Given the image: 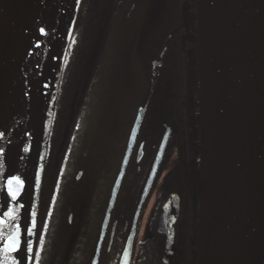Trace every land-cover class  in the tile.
<instances>
[{"label":"water","instance_id":"obj_1","mask_svg":"<svg viewBox=\"0 0 264 264\" xmlns=\"http://www.w3.org/2000/svg\"><path fill=\"white\" fill-rule=\"evenodd\" d=\"M43 25L24 18L0 0V26L5 24L17 58L7 86L0 89V218L8 220L11 197L7 181L14 176L23 146L29 159L21 179L19 264H26L27 227L34 176L42 144L47 109L75 0H48ZM119 0H115L114 4ZM198 47L201 104L200 264H264V0H198ZM10 7H12L14 16ZM150 17L138 33L141 40ZM20 20V21H19ZM45 29V34L40 29ZM161 57V55H160ZM152 75L131 126L127 147L115 177L90 264L98 263L100 243L110 209L126 168L156 75ZM173 121L166 125L141 191L117 264H129L136 217L155 175ZM142 147L139 146L141 154ZM177 198L163 204L160 225L168 233L165 257L174 249L172 222ZM8 223V222H7ZM7 223L0 226L6 236ZM4 239L0 238V248ZM72 246L68 242L64 262ZM127 250V252L125 251ZM167 253V255H166ZM0 253V260H1ZM63 262V263H64Z\"/></svg>","mask_w":264,"mask_h":264},{"label":"flooded vegetation","instance_id":"obj_2","mask_svg":"<svg viewBox=\"0 0 264 264\" xmlns=\"http://www.w3.org/2000/svg\"><path fill=\"white\" fill-rule=\"evenodd\" d=\"M83 2L84 7L82 8ZM100 2L101 1L99 0H92L91 2L85 3L84 0H80V3L77 4L75 0L70 20L74 16H77L78 20H107L106 25L103 23L99 24L101 27L100 33H102L106 27L110 30L106 41L107 45L109 46V49L107 50V58L101 56L102 67L101 71L97 73L95 62L99 60V56L97 53L92 56L86 55L85 66L88 69V63L91 59L92 69L87 70L86 74L82 75V70L79 69L76 60L75 69L73 74L70 75L68 71L69 64L67 65L68 56L66 55L68 50L64 49L62 56L64 69L62 90L64 89L66 83L65 98L68 100H74V97H66V95L70 94V86L74 85L75 87H80V84L82 83L80 87V91H82V89L86 90L85 85L89 83L88 85L90 91L92 90V92H88L86 94H93V96L96 97L98 84H100V82L97 80L98 74L101 73L100 79L103 80L101 85L107 83V85L112 88L116 84L114 73L116 62L119 70L121 67H123V78H132L131 75H126V72L132 67L130 65V58H133L132 60H138L139 64L134 65L131 70L135 73H139V76H143V80L139 88L143 86L144 81L146 82V87L137 93L136 106L133 108L134 112L130 115V118L129 114L127 116L126 127L124 126L125 130L123 131V138L121 142L122 160L124 151L127 147V141L138 105L144 96L149 79L152 75L154 62H156L161 55L160 62L157 63L156 66L157 72L153 80L151 91L155 86L154 84H156L155 80L158 73V76L160 77L158 86L162 83V81H165L166 76L171 75L170 78H172V80L170 81V86L173 87L178 84L181 78L180 71L186 73V67H192L194 69V65L192 64L185 65V55L192 56L194 53L193 49L187 52L185 51L187 46L183 47V53H181L182 65L179 64L177 49L166 51L169 41L174 35V31H177V34L175 35V41H177L180 36L184 37V34L189 39H191V41L194 40L196 36L195 53L197 54L198 72L200 75L198 58L199 4L198 0H119L116 5L114 4L115 0H103L102 3ZM149 15H151L150 23L146 27L141 40L138 42V33L141 29V25ZM114 20H123V30H125L127 34L126 37H124V49L120 55L115 53V49L113 48L115 40V34H113ZM66 34L67 35L65 37H67L69 33ZM151 35L152 37H155V44L150 45L148 52H145L142 55V50ZM70 36L73 35L71 34ZM162 36H165L164 42L163 45L159 47L158 41ZM141 42L143 44L137 51V45ZM68 43L69 42L67 39L64 45H67ZM105 51L106 50H103L102 53ZM167 53H171L170 64L166 63ZM104 63L108 64V68L106 70ZM147 66H149L148 76V68H146ZM179 69L180 71L178 72ZM183 77L186 78V75L184 74ZM83 82H85V85ZM54 85L55 80L53 79L50 100L53 97V93H55ZM184 85L185 83L182 82V87ZM83 99L84 101L90 100V98L87 96H83ZM130 100L131 99H128L126 102L130 103ZM58 103H65V100L62 96ZM65 114L66 113L64 112L61 114V116L59 115L60 119L56 118L52 121L48 120V115L46 116L45 126L50 133V143L47 146V158L43 161L44 167L41 166L43 170L40 172V178L42 175H44L41 196L44 198V190L48 192V196L50 195L55 177L58 173L60 176L59 188L61 191L60 204L62 211L65 213L63 214L61 212V215L64 220L67 218V221L70 224L69 228L71 230L68 238L65 241L66 246L63 248L64 251L62 250L60 255H62V259L64 260V255L70 238L72 237V244H74L77 233H80L81 236L87 239V241L83 244L86 250V257L89 256L91 249H93L92 247L94 246V250L91 254L92 258L97 247L100 232L102 231V223L105 216L106 207L109 202L112 186L119 170L121 160L116 173L114 170L110 169L107 177L103 179L101 183H99L102 178L100 179L98 175L96 176L92 169L97 165V154L96 152L93 153V144L96 142V138L94 136L93 140L88 139L86 137L88 131H86L83 133L82 140L79 141L81 143L68 149L66 145V138L70 126L68 123V118ZM183 116L195 118L194 114H183ZM95 117L96 115L93 113L90 116L88 115L85 121V128L89 127L91 134L94 133L95 119L93 118ZM88 119H90V122H88ZM171 120L173 121V124L167 138L162 157L159 161L155 175L148 187L136 217L129 264H200V192L202 154L201 116L193 122L187 123L186 120H184L183 123H181L180 131L182 136H178L177 133H173L175 124H177L175 119H168L163 125V130L160 133L161 135L159 139L153 143L154 151L151 155L150 162L144 173V176L135 180V178L133 179L132 177V166L129 162L131 158H134L135 161H140L144 153L146 141L144 138L139 139L140 129L142 128L141 119L124 171L125 173L127 170L125 188L128 196L129 210L128 213H125L123 224L119 225L120 220L113 213V208L115 206L117 194L122 182V176L100 243L98 260L100 259V256H102L103 264L118 263L119 256L125 244V240L131 231L137 202L146 182L153 158L156 154L163 133L166 130V125ZM140 145L142 147L141 154L139 153ZM23 149V155L20 158V161L17 160L18 166H16L17 169H15L14 173V176L19 178L22 176L23 167L29 159V146L26 145V148L23 146ZM25 149H27V151H25ZM170 155H172V164L167 167L171 162V160L168 159ZM160 167L162 168V171H164V174L160 175L162 177L158 179L160 176H157V173ZM38 170L39 157L34 176L32 194L34 193L36 173ZM154 188V200L151 202L147 211L149 216L143 220L141 215L142 206L147 195L150 193V190ZM133 190L136 192L134 201L131 200V194ZM170 195L177 198L178 210L172 222V240L174 249L173 251L170 250L168 255L166 253L167 256L165 257L168 233L161 229V227H165L167 229L169 228L166 221V225H160V219L163 210V204ZM15 201L17 212L15 214V218L13 219V225H15V222H17V225H19L20 205L22 203L21 192ZM11 202L13 203L12 199ZM11 205L12 204L10 203V207ZM83 226L85 227L83 228ZM120 227H122L123 237L121 244L116 247V242H114L113 236L115 231H117ZM64 229L66 230V226H64ZM98 229L99 231L97 233ZM72 247L73 245L71 246L67 259L69 255L72 257L77 255V253H73Z\"/></svg>","mask_w":264,"mask_h":264},{"label":"trees","instance_id":"obj_3","mask_svg":"<svg viewBox=\"0 0 264 264\" xmlns=\"http://www.w3.org/2000/svg\"><path fill=\"white\" fill-rule=\"evenodd\" d=\"M91 1L92 0H89V2ZM106 22L107 20H78L77 16H74L70 20L67 33H69L70 31L73 36H70L68 34V36L65 37L66 39H64L65 41L63 43L60 57L57 63V69L53 76V79L55 80V93H53V97L49 101L47 109L49 121H52L56 118L60 119L61 114H63L64 112L66 113L65 115L68 118V123L70 126L66 138V145L68 149L77 144L79 145L81 143L79 141L82 140L83 133H85L86 131H88L86 136L88 139L93 140V137L95 136L96 142H94L93 144V153L96 152L97 154V165L92 169L93 172H95L96 176L98 175L100 179L102 178L100 182L107 177L110 169L114 170L115 173L117 171L122 155L121 142L123 138V131L126 127L127 116L129 114L130 118V115L134 112L133 108L136 106V95L140 90L142 91L146 87V82L144 81L143 86L139 88L141 86L143 76H139V73H135L131 70L134 65H138L139 63L138 60L136 61V59L132 60L133 58H130V65L132 67L126 72V75H131L132 78H123V67H121V69L119 70L116 62L114 70L116 84L112 88L109 87L107 83L101 85V82H103V80L100 79V73L98 74L97 78L100 84H98L96 97H94L93 94H86L88 92L91 93L92 90L90 91L88 85L89 83L85 85V82H83L86 90L82 89V91H80L82 83L80 84V87L71 85L69 89L70 94L66 95V97H74V100H68L65 98L66 83L64 89L62 90L64 70L62 56L64 49H67V65L69 64L68 71L70 75L73 74L76 60L79 69L82 70L81 74L85 75L87 70L92 69L91 59L88 63V69L85 66L86 55L92 56L97 53V55L99 56V60L95 62V66L97 69V73H99L102 67L101 56L107 58V50L109 49V46L107 45L106 41L110 33V30L107 27L102 33H100L101 27L99 24L103 23L106 25ZM113 34H115L113 48L115 49V53H118V55H120L122 50L124 49V37H126L127 35L126 31L123 30V20H114ZM176 34L177 31H174V35L171 37L166 51L177 49L179 64L182 65L181 53H183V47L187 46V48L185 49V51L187 52L193 49L194 53L192 56L185 55V65L192 64L194 65V69L192 67H186V73L180 71L179 69L178 72L180 71L181 78L178 84L173 87L170 86V81L172 80V78H170L171 75L166 76L165 81H162V83L158 86L160 77L158 76L159 73L157 74L155 80L156 84H154L155 86L150 93V98L142 118V128L140 129L139 133V139L144 138L146 141L144 153L140 161H135L134 158H131L129 162L132 166V177L133 179L135 178V180L140 179L144 176V173L148 168L151 155L154 151L153 143L159 139L161 135L160 133L163 130V125L168 119H175L177 124H175L173 133H177L178 136H182V133L180 131L181 123H183L184 120H186L187 123H190L198 119V117L200 118V75L198 72L197 54L195 53L196 36L194 40L191 41V39H189L184 34V37L180 36L179 39L175 41ZM164 38L165 36H162L158 41L159 47L163 45ZM67 39L69 43L67 45H64ZM73 40L75 41L74 43ZM142 42L137 45V51L143 44ZM103 50L106 51L102 53ZM166 63H171V53H167ZM104 67L106 70L108 68V64L104 63ZM146 68H148V76L149 66H147ZM184 74L186 75V78L183 77ZM71 80L74 81L73 79ZM182 82L185 83L183 87ZM61 96L65 100L64 104L58 103ZM83 96L89 97L90 100L84 101ZM128 99H131L130 103L126 102V100ZM93 113H95L96 117L93 118L95 119L94 133L91 134L90 128H85V121L88 115L90 116ZM183 114H194L195 118L184 117ZM88 122H90V119H88ZM49 136L50 133L45 126L41 145L42 148L39 153V173L42 172V167H44L43 161L47 158V146L50 143ZM126 176L127 170L123 175L115 206L113 208V213L120 220L119 225L123 224L125 213H128L129 210L128 196L125 188ZM43 177L44 175H42V177L40 178L39 185H37V183L35 182L34 193L32 194V205L35 204L36 207L33 208L31 205L28 227L32 226L33 211H35L37 214L36 227L33 234H28L27 241L32 242L33 253L26 254V264H36L34 253L37 248H40L39 234L44 231L43 222L45 220L48 221L49 227L45 232V244L42 247L41 260L39 264H65L60 253H62V250L64 251L63 248L64 246H66L65 241L68 238L71 230L69 228L70 224L67 221V218L64 220L61 215V212L63 214L65 213L64 211H62L60 204V176L57 173L52 186V191L49 196L47 195L48 192L44 190V198L43 196H41L42 182L44 180ZM53 196H55L56 198L55 202L53 201ZM135 196L136 192L135 190H133L131 194V200L134 201ZM50 209L52 213L51 216L48 215ZM16 225L17 222H15V225H13V219L8 220L6 235L11 234ZM64 226H66V230L64 229ZM84 227L85 226H83V228ZM98 231L99 229L97 230V233ZM82 237L83 236H81L80 233H77L76 240L74 241V244H72L73 253H77V255L75 257L69 255L67 261L65 260L66 264H90L91 254L94 250V246L92 247L93 249H91V253L89 254V256L86 257L85 254V256H83V258L81 259V256L85 251L84 246H81ZM122 237L123 231L122 227H120L117 231H115L113 236L114 242H116V247L121 244ZM10 255L18 261L17 252H13ZM29 255L32 256V259H28ZM102 259L103 257L100 256L98 264H103Z\"/></svg>","mask_w":264,"mask_h":264},{"label":"snow or ice","instance_id":"obj_4","mask_svg":"<svg viewBox=\"0 0 264 264\" xmlns=\"http://www.w3.org/2000/svg\"><path fill=\"white\" fill-rule=\"evenodd\" d=\"M76 3L79 4L80 0H76ZM40 33L41 34H45V29L41 28L40 29ZM69 35H71V32L69 31ZM75 41L73 40V43ZM25 151H27V149H25ZM40 182V173L37 172L36 173V183L37 185H39ZM24 186V182L17 176H12L8 179L7 181V191H8V195L11 197V199L13 201H15L17 199V197L20 195L21 189ZM55 196H53V201L55 202ZM33 208L36 207L35 204L32 205ZM15 212L16 209H13L11 207L8 208V211L3 213V216L8 218V220L14 219L15 218ZM51 209L49 210L48 215L51 216ZM36 212L33 211L32 212V226L31 227H27V232L29 235L33 234L34 229L36 227ZM8 220L4 219V218H0V226H4L6 225V223L8 222ZM49 225H48V221L45 220L43 222V229L44 231H42L39 234V244H40V248H37L35 250V262L36 264H39L40 260H41V251H42V247L45 244V232L47 231ZM0 238L4 239L3 242V247L0 248V253H2V260H0V264H19V262L13 258L10 254L13 252H17V250L20 248V226L17 225L15 227V229L12 231L11 234L6 235L0 231ZM26 251L29 254L33 253V244L31 241H26ZM127 252V250H125ZM28 259H32V256L29 255ZM93 264H95V261H93ZM126 264V262H125Z\"/></svg>","mask_w":264,"mask_h":264},{"label":"rangeland","instance_id":"obj_5","mask_svg":"<svg viewBox=\"0 0 264 264\" xmlns=\"http://www.w3.org/2000/svg\"><path fill=\"white\" fill-rule=\"evenodd\" d=\"M84 1L85 3L89 2V0H84ZM48 2H49L48 0H10V4L14 6V8L18 13H20L24 18H27L30 21L37 22L39 25H43L49 15L50 6ZM83 7H84V2L82 8ZM171 156L172 155H170L168 158L169 160H171V162L169 163V165L167 164L168 166L166 165L167 167H169L172 164ZM163 174L164 171H162V168L160 167L157 176ZM161 177L162 176L158 177V179H160ZM154 195H155V188L150 190V193L147 195L144 204L142 206L141 215L143 220H145L146 217L149 216V214H147V211L149 209L151 202L154 200ZM12 208L16 209L17 212L16 201L13 202Z\"/></svg>","mask_w":264,"mask_h":264},{"label":"bare ground","instance_id":"obj_6","mask_svg":"<svg viewBox=\"0 0 264 264\" xmlns=\"http://www.w3.org/2000/svg\"><path fill=\"white\" fill-rule=\"evenodd\" d=\"M99 1H101L100 3H102L103 0H99ZM9 9H10L11 13L14 15L13 11L15 12V10L12 7H10ZM154 44H155V37L154 36L152 37V35H151L149 37L148 41L146 42L145 47L142 50L143 51L142 55L145 52H148L150 45H154ZM16 58H17V48L12 41V38L10 36V33H9L6 25L2 23L0 26V89L7 86L8 83L10 82L11 77L8 78V74H9L11 68L14 66V64L16 62ZM3 95H5V93L0 94V97H2ZM101 186H102V184H101ZM86 241H87V239L82 237L81 238V246H84L83 244ZM85 254H86V250L83 252L81 259L83 258V256H85Z\"/></svg>","mask_w":264,"mask_h":264}]
</instances>
